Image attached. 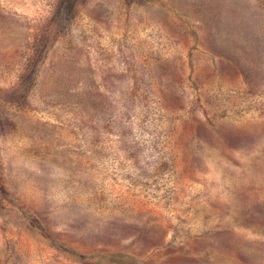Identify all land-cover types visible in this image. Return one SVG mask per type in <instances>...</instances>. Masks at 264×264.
<instances>
[{"label": "rangeland", "instance_id": "rangeland-1", "mask_svg": "<svg viewBox=\"0 0 264 264\" xmlns=\"http://www.w3.org/2000/svg\"><path fill=\"white\" fill-rule=\"evenodd\" d=\"M0 264H264V0H0Z\"/></svg>", "mask_w": 264, "mask_h": 264}]
</instances>
